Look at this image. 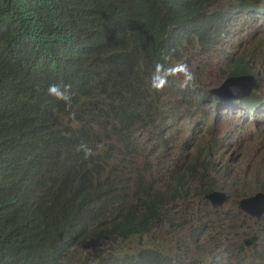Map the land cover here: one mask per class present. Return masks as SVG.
<instances>
[{"label": "trees", "instance_id": "16d2710c", "mask_svg": "<svg viewBox=\"0 0 264 264\" xmlns=\"http://www.w3.org/2000/svg\"><path fill=\"white\" fill-rule=\"evenodd\" d=\"M222 1L0 0V264H187L144 246L90 251L153 231L188 194L183 177L131 187L128 154L159 84L189 100L168 72L186 42L218 47L238 11L264 20V4ZM241 74L259 76L246 52L230 73Z\"/></svg>", "mask_w": 264, "mask_h": 264}, {"label": "rangeland", "instance_id": "374dc122", "mask_svg": "<svg viewBox=\"0 0 264 264\" xmlns=\"http://www.w3.org/2000/svg\"><path fill=\"white\" fill-rule=\"evenodd\" d=\"M254 1L257 6L264 4V0ZM236 5L234 0L221 2L224 8ZM256 17L236 14L218 47L204 49L199 42H186L181 58L168 72L179 78V88L189 100L168 84H159L161 97L151 110L149 128H136L139 145L135 154H128L127 182L133 187L139 179H154L163 189L185 178L189 192L170 203L173 217H162L143 236L107 244L94 253L125 254L144 246L161 249L187 264H264V244L246 251L239 247L248 233L264 235V216L252 218L238 203L264 190V20ZM242 52L260 76L252 94L261 96L262 105L251 109L238 100L223 104L202 96L226 80ZM116 140V135L108 139L111 145L118 144ZM107 148L106 144L100 147ZM137 170L141 171L134 173ZM212 190L227 191L228 198L218 208L206 198ZM204 223L208 228H202Z\"/></svg>", "mask_w": 264, "mask_h": 264}, {"label": "water", "instance_id": "95a60500", "mask_svg": "<svg viewBox=\"0 0 264 264\" xmlns=\"http://www.w3.org/2000/svg\"><path fill=\"white\" fill-rule=\"evenodd\" d=\"M259 76L253 74L230 75L216 88L209 90L217 99L225 104H231L234 100H241L252 93L258 87ZM215 207H219L228 198L226 191H212L206 194ZM239 207L248 214L260 218L264 214V192L259 191L240 200ZM260 240L257 233L243 237V243L248 246L256 245Z\"/></svg>", "mask_w": 264, "mask_h": 264}, {"label": "clouds", "instance_id": "9594fccd", "mask_svg": "<svg viewBox=\"0 0 264 264\" xmlns=\"http://www.w3.org/2000/svg\"><path fill=\"white\" fill-rule=\"evenodd\" d=\"M239 13H245V12H240V11H238V12H236L235 14H234V16H233V18L235 17V15L236 14H239ZM245 14H248V13H245ZM249 15V14H248ZM257 15V14H256ZM232 18V19H233ZM256 18H258L259 19V16L257 15V17ZM256 76V75H255ZM257 77V76H256ZM257 80H258V83H259V78H257ZM52 87V90H55V87L56 86H51ZM208 92H209V90H208ZM213 95V94H212ZM214 96V95H213ZM215 97V96H214ZM215 99H217L216 97H215ZM218 102H220V103H223V102H221L219 99L217 100ZM239 101V100H238ZM223 104H225V103H223ZM259 191H263L264 192V190H258L257 192H259ZM227 192V191H226ZM257 192H255V193H257ZM254 193V194H255ZM252 195V194H251ZM249 196V195H248ZM248 196H244V197H242L241 199H243V198H245V197H248ZM241 199H239L238 200V203H240V200ZM214 206V205H213ZM221 206V205H220ZM219 206V207H220ZM215 207V206H214ZM215 208H218V207H215ZM241 209V208H240ZM242 210V209H241ZM243 211V210H242ZM245 212V211H244ZM246 213V212H245ZM246 214H248V213H246ZM249 216H251L252 218H255V219H260V218H262L263 216H264V214H263V216H261L260 218H257V217H254V216H252L251 214H248ZM208 228V226H206V224L204 223L203 224V227L202 228ZM252 233H257V232H251V233H248V234H252ZM248 234H246V235H248ZM257 234H259V233H257ZM245 235V236H246ZM260 235V240H259V242L256 244V245H254V246H251V247H248V246H246L244 243H243V241H242V239H243V237H245V236H243L241 239H240V244H239V247H240V245H242L243 247H244V249H243V251H246L247 249H255V248H257L258 246H260V243H261V240H262V238H263V244H264V235H262L261 233L259 234ZM262 244V245H263ZM98 249H100V247L99 246H96V247H94V248H92V250L90 251V253H92L93 255L95 254L94 252L96 251V250H98ZM89 253V252H88ZM260 253H258V255H259ZM102 258H103V255H101V254H99ZM83 259H84V263H88L89 262V256L88 257H85V255H84V257H83ZM238 262V261H237ZM240 262V261H239ZM241 264H243L244 262H240ZM237 264V263H236ZM246 264H249V263H246Z\"/></svg>", "mask_w": 264, "mask_h": 264}]
</instances>
